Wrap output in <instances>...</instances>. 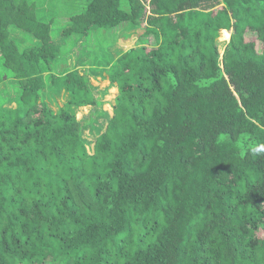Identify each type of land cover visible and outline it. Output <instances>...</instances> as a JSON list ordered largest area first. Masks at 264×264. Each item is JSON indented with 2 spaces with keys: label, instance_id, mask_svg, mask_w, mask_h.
<instances>
[{
  "label": "trees",
  "instance_id": "1",
  "mask_svg": "<svg viewBox=\"0 0 264 264\" xmlns=\"http://www.w3.org/2000/svg\"><path fill=\"white\" fill-rule=\"evenodd\" d=\"M37 1L0 0V264H264V0H88L70 52Z\"/></svg>",
  "mask_w": 264,
  "mask_h": 264
},
{
  "label": "rangeland",
  "instance_id": "2",
  "mask_svg": "<svg viewBox=\"0 0 264 264\" xmlns=\"http://www.w3.org/2000/svg\"><path fill=\"white\" fill-rule=\"evenodd\" d=\"M73 1H75L74 2L75 4H73ZM65 2H66L65 0H56L55 1V3L53 4V7L56 9L55 13L50 10V9H52L51 6L48 8L47 3H44V1L38 0L37 6H38L39 11H40V16L44 20H47V22H49L51 20L52 38L54 39V41H56L59 44L65 43V47H67L68 50L69 49L71 50L73 48L72 45L74 44V39L70 38L69 40H65L66 41L65 42L64 38L61 36L63 29L69 24V22L67 21V19H68L67 14L68 13L71 14V13L81 12L84 8H86L88 0H70L69 4L67 6H64ZM145 3L147 5H150L149 0H145ZM69 7H70V9H69ZM149 8H150V6H149ZM125 31H127L126 35H124V34L120 35V33L118 34V38H116V44L118 45V47H116V49L120 50L123 47L125 49H128L134 45L135 39L133 38V33L128 32L129 31L128 28H126ZM11 36H12L13 40L19 46H24L25 42H27V40H29V37L27 35H25L22 32H19V31H12ZM223 36H224V34L222 33L221 40H222ZM254 37H255L254 34H248L247 40L256 41L257 49H261L262 45L259 42H257V40L254 39ZM103 38L105 39L104 42H106V40L108 39V37H106V36H103ZM117 41H119V42H117ZM222 41H225V40H222ZM70 50H69V52H70ZM89 50H90V47H89ZM89 50L87 51V49L83 48L82 51H80V53L81 54L85 53V55L87 56L90 52ZM69 52H66V53L68 54ZM64 58L67 59L66 57H64ZM0 73H3V69L1 67V60H0ZM4 78H6V76H4ZM93 83L97 84L98 82L93 79ZM107 84H108L107 81L101 82L102 87H104ZM112 92H113L112 97H114L116 95V90L113 89ZM105 108L109 109V105H106ZM85 112H87V110ZM79 117H81V115H79ZM260 233L264 234V231L262 230Z\"/></svg>",
  "mask_w": 264,
  "mask_h": 264
}]
</instances>
